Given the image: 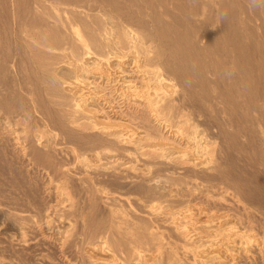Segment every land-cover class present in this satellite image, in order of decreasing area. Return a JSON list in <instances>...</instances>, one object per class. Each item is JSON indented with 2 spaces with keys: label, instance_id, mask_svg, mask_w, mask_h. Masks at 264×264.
Returning a JSON list of instances; mask_svg holds the SVG:
<instances>
[{
  "label": "rangeland",
  "instance_id": "obj_1",
  "mask_svg": "<svg viewBox=\"0 0 264 264\" xmlns=\"http://www.w3.org/2000/svg\"><path fill=\"white\" fill-rule=\"evenodd\" d=\"M39 1L47 2L46 0H14L13 2L0 0V80L4 82L2 87L4 91L0 90V96L5 97L7 101H14L18 108L26 104V110H21V113L35 116V118L31 117L32 127L36 124L40 125V121H36L40 119V115L33 114L35 106H38L35 105L36 102L40 104L41 110L55 112L51 102L54 95L47 90L42 72L43 51L29 45L28 37L24 34L26 25L32 29L40 28L42 33L48 31V23L40 19L35 12L36 2ZM67 1L77 2V0ZM99 2L106 3L109 11L124 20L132 22L140 20L147 26L145 37L148 44L156 47L158 62L163 72L176 83L173 90L175 92L172 91L177 98V110L175 118L172 119L174 126L169 125L170 127L165 129L170 131L177 129L187 117L189 119V126H185L187 129L196 127L201 132V136L206 134L209 140L214 141L213 145L218 151L214 156L215 162L207 160L205 162L203 161L206 159L205 156H199V161L204 162L200 165L201 170L218 165V169L213 172L215 180L212 182L220 187L226 186L230 192L241 197L242 205L230 202L229 209L232 211L227 210L241 223L243 233L255 238V240L253 237L249 238L250 242L246 237L243 238V246L246 243L244 247H247L245 248L247 251L243 253V260L248 258L249 264H256V261L257 264H264V0H99ZM100 10L101 5L95 3L94 11L90 12L92 20L100 22ZM222 16H226V19H221ZM125 47L127 48V45ZM12 60L17 64L18 73L13 75L6 71L2 72L5 69L4 64L8 65ZM7 126L4 116L0 114V165L2 166H0V201H2L0 224L3 223L2 226L0 225V263L132 264L137 261L130 255L133 250L130 239L124 238L122 242L125 254L120 252L116 245L112 246L117 251L119 259L108 263L99 260L95 262L89 252V245L97 243L101 234L108 231L116 219L110 210L111 207L104 204L92 179L86 175L87 166H84L81 160L75 159L74 154H69L68 159L65 158L71 168V173L66 178L69 179V192L72 196L71 200L66 201L61 191L55 188L56 181L49 183V177L43 170V167L50 166L47 159L37 157L36 164L28 166L27 162H22L13 156L16 144L8 139V135L5 136ZM11 126L21 130V125ZM69 149H71L69 145L65 147L66 151ZM130 149L135 156L121 151V161L126 159L127 163L144 168L151 175L165 174L164 171L159 173V159L146 157L133 147ZM94 167L95 165L88 169L92 171ZM51 174L54 180L61 179V176L53 171ZM86 180L91 183L90 189L86 183H82ZM133 181L135 180L117 188L119 191L113 195L118 208L121 207L130 213L134 212V217L138 218L137 237L132 238V241L139 239L138 237L142 239L149 225L162 236L164 260L172 257L177 264H196V253L190 240L181 237L175 231L170 220L172 217L170 208L165 206L156 209L152 205L148 206L150 208H145L147 204L142 199L144 196ZM213 191L219 192L217 188ZM36 199L40 203L51 204L53 220L50 224L37 214L36 207L39 202H36ZM15 203L22 205L20 204L19 207ZM128 208L131 210L129 211ZM157 216L158 219L155 218ZM151 217L154 218L150 219ZM29 227L30 229L32 227V230ZM38 234L43 238L40 239ZM30 237L31 239L35 237V240L32 242ZM21 238L27 243L24 244ZM27 240H31L32 244ZM170 250L174 251L172 255L168 254Z\"/></svg>",
  "mask_w": 264,
  "mask_h": 264
},
{
  "label": "bare ground",
  "instance_id": "obj_2",
  "mask_svg": "<svg viewBox=\"0 0 264 264\" xmlns=\"http://www.w3.org/2000/svg\"><path fill=\"white\" fill-rule=\"evenodd\" d=\"M46 1L36 2L35 12L40 19L48 23V31L42 33L40 28L32 29L26 25L24 34L28 37L29 45L43 51L42 72L47 90L54 95L51 102L55 112L41 110L40 104L36 102L35 105L38 106H35L33 114L40 115V119H36L40 121V125L32 127L33 115L21 113V110H26V104L18 108L14 101H7L5 97L0 96V114L8 124L5 136L8 135V139L16 144V146L12 144L15 148L13 156L27 162L28 166L36 164L37 157L47 159L50 166L43 167V170L49 177V183L56 181L55 188L61 191L66 201L71 200L72 196L67 179L71 168L65 158L68 159L69 154H74L75 159L81 160V163L87 166L86 175L92 179L104 204L111 207L110 210L116 219L110 229L101 234L97 243L89 245V252L95 262L99 260L108 263L119 259L117 251L112 246L116 245V248L125 254L122 241L128 238L133 248L130 255L137 260L132 264L176 263L172 257L168 260L163 259L162 236L151 226L147 225L142 239L138 237L139 239L132 241V238L137 237L138 218L134 217V212L118 208L113 195L119 191L117 188L135 180L133 182L147 204L145 208L151 205L156 209L165 206L170 208L172 214L170 220L175 231L181 237L190 240L196 253V264H243V262L249 264L248 258L243 260V253L247 251L245 249L247 247H244L246 243L243 246V238L246 237L248 241L253 236L243 233L241 223L232 216L233 214L228 213L230 212L228 210H231L230 202L242 205L243 200L238 194L230 192L226 186L220 187L212 182L215 180L213 172L218 169V165L201 170L200 165H203V161L215 162L214 156L218 151L213 145L214 141L209 140L206 134L201 136L196 127L187 129L185 127L189 126L187 117L177 129L171 131L165 129L169 125L174 126L172 119L175 118L177 110V98L172 93L175 92L173 90L176 83L163 72L158 62L156 47L148 44L145 37L147 26L140 20L134 22L124 20L109 11L108 5L99 0H77L76 3L67 0ZM95 3L101 5L100 22L91 19L90 12L94 11ZM4 67L2 72L6 71L13 75L18 73L14 60L8 65L4 64ZM3 85L4 82L0 80L2 91ZM11 125H21V130L17 127L12 128ZM68 145L71 149L66 151L65 147ZM131 147L146 157L159 159V173L164 171L165 174L151 175L144 168L127 163L126 159L121 161V151L135 154ZM199 156H205L206 159L199 161ZM94 165V169L90 171L88 168ZM52 171L60 175L61 179L54 180ZM82 183H86L90 189L89 180ZM111 186L116 189H112ZM215 188L219 192H214ZM35 195L37 196L36 193ZM51 207L48 202H39L36 207L39 217L46 219L48 224L53 220ZM29 208L31 209V205ZM155 218L158 219V216ZM253 220L255 221L254 217ZM200 223L201 225H198ZM64 236L66 237V234ZM31 240L33 242L35 237ZM25 243L27 242L24 241ZM173 253L174 251L170 250L168 254Z\"/></svg>",
  "mask_w": 264,
  "mask_h": 264
},
{
  "label": "clouds",
  "instance_id": "obj_3",
  "mask_svg": "<svg viewBox=\"0 0 264 264\" xmlns=\"http://www.w3.org/2000/svg\"><path fill=\"white\" fill-rule=\"evenodd\" d=\"M221 19H226V16H222Z\"/></svg>",
  "mask_w": 264,
  "mask_h": 264
}]
</instances>
